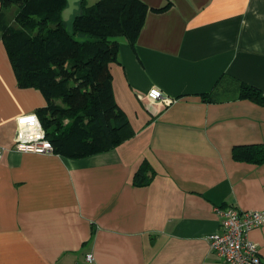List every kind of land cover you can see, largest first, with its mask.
Masks as SVG:
<instances>
[{
	"label": "crops",
	"instance_id": "0c3cea01",
	"mask_svg": "<svg viewBox=\"0 0 264 264\" xmlns=\"http://www.w3.org/2000/svg\"><path fill=\"white\" fill-rule=\"evenodd\" d=\"M172 2L148 12L135 47L120 42L110 65L135 136L79 159L13 149L17 119L47 101L18 86L0 33V264H226L210 247L216 209L264 208V160L232 156L264 147V106L228 96L239 82L264 93V0ZM223 74L235 81L203 101ZM152 87L171 103L149 102ZM145 160L156 174L137 186ZM248 238L264 264V224Z\"/></svg>",
	"mask_w": 264,
	"mask_h": 264
},
{
	"label": "trees",
	"instance_id": "16d2710c",
	"mask_svg": "<svg viewBox=\"0 0 264 264\" xmlns=\"http://www.w3.org/2000/svg\"><path fill=\"white\" fill-rule=\"evenodd\" d=\"M0 33L20 88L41 91L47 105L36 110L53 152L79 159L103 153L135 136L127 113L117 103L110 65L118 62L124 36L135 47L150 10L164 12L173 5L165 0L151 8L143 0H97L71 17L68 29L62 17L67 0H0ZM16 5L12 23L7 8ZM235 80L222 75L205 102L220 99V88ZM229 81V82H228ZM237 89V90H236ZM228 96L253 100L264 106V93L239 82ZM237 161L261 163L264 147L235 146ZM155 170L145 160L133 176L137 186L150 184Z\"/></svg>",
	"mask_w": 264,
	"mask_h": 264
},
{
	"label": "built area",
	"instance_id": "2783aa9c",
	"mask_svg": "<svg viewBox=\"0 0 264 264\" xmlns=\"http://www.w3.org/2000/svg\"><path fill=\"white\" fill-rule=\"evenodd\" d=\"M147 98L151 103L169 104L172 101L156 87L148 91ZM17 120L14 150L39 154L53 153V146L36 114L23 115ZM4 151L5 148L0 145V159ZM216 211L221 230L209 237L211 250L226 264H262L258 246L248 238V234L252 229L264 224V208L245 210L227 205L218 207ZM86 259L92 261L93 254H87Z\"/></svg>",
	"mask_w": 264,
	"mask_h": 264
},
{
	"label": "water",
	"instance_id": "95a60500",
	"mask_svg": "<svg viewBox=\"0 0 264 264\" xmlns=\"http://www.w3.org/2000/svg\"><path fill=\"white\" fill-rule=\"evenodd\" d=\"M67 2V7L62 12V17L66 21L70 20L74 13L80 9L81 0H67Z\"/></svg>",
	"mask_w": 264,
	"mask_h": 264
},
{
	"label": "rangeland",
	"instance_id": "374dc122",
	"mask_svg": "<svg viewBox=\"0 0 264 264\" xmlns=\"http://www.w3.org/2000/svg\"><path fill=\"white\" fill-rule=\"evenodd\" d=\"M85 1H87L86 3H87L88 5H91V4L95 3L97 0H85ZM16 10H17L16 5H12V6H10L9 19H10V21H11L12 23H14V17H15V14H16ZM65 21H66V20H65ZM14 24H15V23H14ZM66 26H67L68 29L71 28V22H70V20L66 21ZM115 39H117L119 42L127 41L126 38H125L124 36H117ZM111 66H113V63H112ZM127 116H128V115H127ZM128 118H129V120H130V117H128Z\"/></svg>",
	"mask_w": 264,
	"mask_h": 264
}]
</instances>
